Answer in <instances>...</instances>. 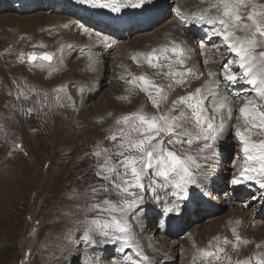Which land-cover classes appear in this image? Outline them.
Returning <instances> with one entry per match:
<instances>
[{
	"label": "rangeland",
	"instance_id": "rangeland-1",
	"mask_svg": "<svg viewBox=\"0 0 264 264\" xmlns=\"http://www.w3.org/2000/svg\"><path fill=\"white\" fill-rule=\"evenodd\" d=\"M185 1L191 5L199 2L198 0H144V3L140 4L139 0H126L122 3L128 6L123 8H128L134 16L131 18L120 16L123 18L120 25L128 22L131 27L121 29L114 25L115 33H108L102 32L99 11L93 7L89 10L88 6L85 11L82 0H0L2 21H0V42L4 38L1 35H6V31L12 32L11 35H17L12 43L4 41V45L9 46H5L1 51L10 53V57L7 59L6 70H8L0 73V105L7 104L8 97L4 100L3 96L5 93L9 97L11 95L6 88L8 80L23 79L36 94L33 99L27 101L28 108L39 109V115L33 121L39 132L34 133V128H28L29 124L14 119L15 107L12 103L10 113L9 111L4 113L0 108L2 141L0 142V264H72L73 261L76 264H90L88 257L94 256L100 257L101 264H129L125 253L119 251L118 245H108L106 250L105 246L95 248L82 246L78 239L81 230L79 220L84 218L83 210L91 203L90 186L105 183L95 176L97 160L90 153L97 148V145L114 151L113 143L106 139L111 134L109 129L115 130L114 121L123 112L136 111L133 98L130 102L126 100V103H122L119 99L127 95L128 85L126 90L122 88L121 93L116 92V85L111 83L99 90L101 80L102 84L106 83L104 80H109L112 71L121 65V59H124L121 55L124 51L130 53H127L128 57L126 56L125 59L127 65L123 66L122 71L127 70L137 74L146 72L152 76L154 69L146 64L142 68L138 67L131 57L136 52L158 48L173 40L181 43L190 56L187 62L204 73L201 79L191 81L192 91L209 79L203 50L200 48L203 43L206 45V51L212 55L213 66L219 73L217 77L219 81H216L219 91L227 92L233 99H235L233 94L236 92L241 95L253 94L246 92V89H251L249 85L232 84L224 79L223 65L233 56L226 48L216 47L221 43V39L209 36L212 27H201L195 22L182 24L180 19L176 18L177 3L179 2L180 5ZM210 2L211 0H207V3L199 2V6L194 10L197 12L209 8ZM69 5L73 9L70 10ZM252 5L257 12H264V0H252ZM252 5L242 9V14L246 15L251 11ZM180 9L178 8L179 12ZM221 11L212 9L211 14L217 15ZM40 13L63 18L71 16L70 18L76 21L64 31L69 36L62 37L56 26L50 24H43L40 27L38 25L35 31L24 29L30 24L29 20L37 18ZM138 14L151 15L148 20L150 23H145L144 20L138 21L136 17ZM84 15L85 19L82 17ZM9 18L18 21L17 28L15 25H8ZM82 29L85 31L83 32ZM86 30L89 34L85 33ZM100 31L103 34L114 35L109 38L115 46H110V56L105 59L106 69L97 74L88 63L87 54L73 53L77 48L76 43L84 42L88 35ZM67 39L71 40L67 41ZM129 44L132 47L124 49V45ZM34 45L36 47H33ZM32 51L55 53L53 65L59 67L60 71L51 72L49 68L41 69L23 63L29 68H39V71L32 75L33 72L27 68L21 69V66L16 65L20 53L26 54ZM1 65L3 64H0V68ZM131 67L134 68L130 69ZM233 69L239 71L235 65ZM35 75H39V78L37 79ZM161 78L156 77L157 82L160 83ZM61 85L66 86V92L71 96L70 100L65 98L64 93H60L61 100L56 101L57 93L54 89ZM81 88L84 89L83 92L80 91ZM87 88L90 90L95 88L93 95L85 94ZM139 94L141 97L135 102L144 103L143 99L148 97L143 92ZM84 96H87L85 103ZM175 98L172 93L169 104ZM37 100L38 105H36ZM127 103L130 104L125 105ZM142 106L147 110L145 105ZM206 106L211 114L210 100L206 101ZM155 111L153 108L150 109V113ZM109 113L112 115L109 116ZM224 140L225 146L219 160L210 165L212 175L206 174L207 183L212 189L209 190L208 195L202 191L203 193H198L194 199L191 195V200H187L185 204L184 201H180L179 213H168L160 205L156 207L154 199L142 205L143 212L140 224L136 226V237L150 257L151 264H165L166 257L168 258L166 262L169 264H193L197 249L208 246L209 241H213L215 236L218 237L220 234V238L227 237L230 241H234L233 228L245 240L251 241L247 245L242 244L241 250L259 241L256 235L264 231V205L256 194L239 195L234 191L232 193L236 188H233L231 181L242 170L243 157L241 145L234 137L232 129L225 133ZM17 144L22 145V149L17 148ZM116 160L117 158L113 157V162ZM236 191L240 190L236 189ZM74 193L76 198H71ZM103 198L105 197H100ZM106 198L120 199L114 193L107 195ZM166 205L169 206L167 203ZM88 215L92 216L95 213ZM223 218L230 219L227 220L226 225L218 224L217 222ZM162 219L165 220L161 226ZM255 227L260 229L253 230L252 228ZM213 229L214 232L211 233ZM196 232L200 236H197ZM146 235L153 238V243L156 242V246L165 251L164 257H158L155 245L148 241L150 238H146ZM160 235L163 236L162 239H159ZM199 239L203 243L198 242ZM170 242L176 243L173 246ZM191 246L196 249H191ZM28 253L30 255H26ZM195 264H201V260H196Z\"/></svg>",
	"mask_w": 264,
	"mask_h": 264
},
{
	"label": "snow or ice",
	"instance_id": "snow-or-ice-1",
	"mask_svg": "<svg viewBox=\"0 0 264 264\" xmlns=\"http://www.w3.org/2000/svg\"><path fill=\"white\" fill-rule=\"evenodd\" d=\"M82 2L108 8L112 12H120L122 7L128 6L120 0ZM139 3L143 4L144 0H139ZM250 5L252 0H211L209 8L188 16L177 10L182 24L195 22L211 26L212 34L219 37L232 54L233 58L223 65L224 79L232 84L242 82L250 85L253 93H234L235 99L241 101L238 106L227 92L219 91L216 87L217 73L211 70L207 73L209 79L202 86L188 91L191 81L201 79L204 73L194 66H188L190 56L183 45L175 40L158 48L136 52L131 57L138 67L146 64L155 72L152 76L146 72L136 74L127 70L121 73L118 79L129 86V95L119 99L130 102L132 95L143 92L156 111L148 113L141 106L136 111L121 114L114 121L115 130L109 129L111 134L106 137L113 143L114 151L97 145L90 153L97 160L94 174L105 183L90 186L91 203L83 210L84 218L79 220L81 230L78 239L82 246H105L107 250L108 245H118L129 264H151L150 257L136 237L145 192L150 191L152 199L159 201V190L174 187L176 202L164 210L179 213L180 201L187 198L190 186L199 187L202 183L198 161L201 158L206 160L215 151L216 142L230 128L241 145L243 157L242 170L231 183L253 180L264 188V50L258 51L264 49V12H257L252 5V10L243 15L242 9ZM212 9L222 11L212 15ZM205 47L203 43L200 45L201 49ZM60 52H63V47ZM55 56L52 52L32 51L20 53L18 59L20 63L58 72L59 67L53 65ZM88 59L92 61L93 57L89 56ZM233 65L239 71L234 70ZM156 77H163L166 83L157 82ZM177 88L183 89L184 94L177 95L169 104V97ZM54 91L57 102L61 100L60 93L71 99L64 85ZM20 95L23 93H18L17 99ZM209 97L211 114L206 106ZM24 98L28 99V96ZM32 111L31 108L27 109L28 114ZM233 120L237 123H231ZM185 144L187 148L177 147ZM193 145H196L195 152L192 151ZM16 147L22 149V145L17 144ZM113 157L117 158L116 162H113ZM113 193L120 199L106 198ZM71 198H76L75 193ZM89 213L95 215L89 216ZM232 232L234 241L227 237H214L215 243L209 241L206 248L197 249L193 264L198 259L203 264H251L250 258L233 260L227 249L221 246L231 245L233 251H238L242 244L251 243L241 237L235 228ZM262 255L256 256V264H264ZM88 259L90 264H101L100 257Z\"/></svg>",
	"mask_w": 264,
	"mask_h": 264
},
{
	"label": "bare ground",
	"instance_id": "bare-ground-1",
	"mask_svg": "<svg viewBox=\"0 0 264 264\" xmlns=\"http://www.w3.org/2000/svg\"><path fill=\"white\" fill-rule=\"evenodd\" d=\"M111 2V0H98V3L99 2ZM200 3H207V0H198ZM120 2H126V0H120ZM199 2L197 4H188L186 1L185 2H181L180 5H179V2L177 3V6L175 7V10H176V18H179V14L177 12L178 8H181L180 12H182L185 16H188L190 15L191 13H194L196 12L194 10L195 7H198L199 5ZM83 6H84V9L85 11H87V6L90 10L91 7L95 8L96 10H98L99 12V16H100V19H99V22H100V26L102 27V32H108V33H115V30L113 29L115 26L111 24V21H114L116 23H122V17L120 18V16H126V17H133L134 16V13L131 12L128 8H121V11L120 12H112L110 9H106V8H101L99 6H94L90 3H83ZM186 4V5H185ZM70 6V5H69ZM70 10L73 9V7H68ZM143 13V12H142ZM37 16V15H36ZM11 17V16H9ZM66 17V16H65ZM71 17V16H70ZM69 17V18H70ZM83 19H85V15L82 16ZM26 18V17H25ZM63 18V17H59L57 15H47L45 13H40L37 18L34 17L32 19L29 20L30 24H26L27 26L24 27L27 28L28 30H31V29H35L36 27H40V25H43V24H50V25H54L56 26V29L59 30L62 34V37H68L69 35H67L66 33H64V31L67 30V27L71 25V23H73V21H76L74 20L73 18ZM1 19V18H0ZM8 19V18H6ZM16 20H18L19 18H15ZM29 19V18H28ZM27 20V19H26ZM1 21V20H0ZM106 21H108L110 24H108ZM2 22V21H1ZM80 23V22H79ZM8 25H15L16 28L18 26V21H14L12 18H9L8 20ZM23 25V24H22ZM65 25H67V27H65ZM7 26V24H6ZM200 26H204V27H211V26H208V25H201ZM4 27V26H3ZM19 27H20V24H19ZM23 27V26H22ZM49 27V26H48ZM7 28V27H6ZM47 28V27H46ZM50 28V27H49ZM167 28V27H166ZM170 28V27H169ZM53 29V28H52ZM101 29V28H100ZM173 29V28H172ZM171 29V30H172ZM9 30V29H8ZM12 30V29H11ZM36 30V29H35ZM34 30V31H35ZM49 30V29H48ZM83 32L85 31V29H82ZM169 30V29H168ZM16 31V30H15ZM33 31V32H34ZM14 32V31H13ZM24 32V31H23ZM30 32V31H29ZM12 33V32H10ZM9 32L6 31V35H1V36H4V38L2 39V42H0V64H3L1 65V68H0V73L2 72H5L7 71L6 70V67H7V59H9L10 57V53H3L1 52L3 48H5V46L7 45H4V41H8L10 43H12L11 41H14L15 40V37L17 35H11ZM68 33V32H67ZM86 34H89V31L86 30L85 32ZM91 33V32H90ZM14 34V33H13ZM16 34V33H15ZM19 34V33H18ZM48 34V33H47ZM176 35V34H175ZM241 35V34H240ZM110 36H114V35H109V34H103L99 32L93 34V35H88L86 41L84 42H81V43H76L77 44V48L75 49L74 53L73 54H80V53H85L87 54V58L89 56H92L93 57V60L90 61L88 63L91 64V66L94 68V73H97V74H100L102 73L106 67H105V59L108 58L110 56V46H115V43L109 38ZM210 37H213L214 35L212 33H210L209 35ZM71 39H67V41H69ZM75 40V39H73ZM76 41V40H75ZM148 41V40H147ZM221 41V40H220ZM64 42V41H63ZM73 42V41H72ZM140 42V41H139ZM144 42V41H143ZM14 43V42H13ZM75 43V42H74ZM149 43H151L149 41ZM123 44V43H122ZM64 45H66V43H64ZM140 45V44H139ZM143 45V44H142ZM9 46V45H8ZM59 46V45H58ZM73 46V45H72ZM219 46H222L223 48H226L225 45L223 44V42L221 41V43L218 45H216V47H219ZM132 45L129 44V45H124V49L125 48H131ZM120 49V48H119ZM121 50V49H120ZM203 50V58L205 60V66L207 67V70H211L213 72H216V68L215 66H213V57L211 54H209L207 51H206V47L202 49ZM58 52V51H57ZM120 52V51H119ZM123 52V51H122ZM126 52V53H124ZM123 54L121 56L124 57V59H121V65H119L118 68H116L115 70L112 71V74L111 76H109V80H104V82L106 83H103L102 84V80H101V83L99 85V90L102 89L103 86H106L107 84L110 85L113 84V85H116V92L118 93H121L122 92V88H124L126 90V86L127 84H125L123 81H121L120 79H118V76L121 74V73H125L124 71H122V68L123 66L127 65L126 64V56H127V53L129 51H124ZM3 53V54H2ZM60 53V52H59ZM121 53V52H120ZM130 53V52H129ZM228 53V52H227ZM226 53V54H227ZM101 55V57H99ZM128 57V56H127ZM14 61V60H13ZM128 61V60H127ZM130 61V60H129ZM9 63V62H8ZM64 63V62H63ZM132 64V63H130ZM188 66H192L191 64H189L187 62ZM14 65V63H13ZM17 66H21V69L23 68H27L29 71L33 72L32 75L36 72L39 71V68H29L27 66H25L23 63H20V62H17L16 63ZM12 66V65H11ZM23 67V68H22ZM128 67V66H126ZM129 68V67H128ZM134 68V67H133ZM132 67L130 69H133ZM142 68V67H141ZM11 69V67H10ZM129 69V70H130ZM137 70V69H136ZM138 71V70H137ZM13 72V71H12ZM23 72V71H22ZM21 72V73H22ZM9 73V72H8ZM217 73V72H216ZM38 74V73H37ZM46 74V72H45ZM137 74V73H136ZM11 75V74H10ZM219 73H217V77H218ZM37 77V79L39 78V75H35ZM17 77V76H16ZM21 78V77H20ZM108 81H112V82H108ZM217 81H219V79L217 78ZM6 82V81H4ZM166 81L163 79V77L161 78L160 80V83H165ZM1 83V81H0ZM26 83V82H25ZM23 79L22 80H19V81H15L14 79H9L8 80V83H7V87L8 88V92L11 94L10 97L6 95V93L3 95L4 96V100H6V98L8 97V99L6 100V103L7 104H2L0 105V108L1 110L6 113L9 111L10 113V110H12V107H11V103L12 105L15 107V113L13 115L14 119H16V121H21L22 123H26V124H29L28 128L33 129L34 133H38L39 132V129L37 127H35V125H33V121L35 119V117L37 115H39V109H32V113L31 114H28L27 112V109L28 108V105H27V101L28 100H31L33 99L36 94L34 93L33 89L28 86L27 84H25ZM242 84V82H239L238 84ZM4 85V84H3ZM112 85V86H113ZM250 86V85H249ZM251 87V86H250ZM112 89V88H111ZM3 91V90H2ZM6 91V90H5ZM114 91V92H115ZM188 91H191V88H188ZM249 91L250 93H252V89H246V92ZM22 92L23 95H20V98L17 99V95L18 93ZM95 92V88L93 90H90L89 88H87L85 94H90V95H93V93ZM173 94L175 96L177 95H182L184 94V90L183 89H180V88H177ZM1 95V93H0ZM27 95L28 96V99H25L24 96ZM125 95V94H124ZM129 93H127V95L125 96H128ZM33 97V98H32ZM87 96H84V100L83 102L85 103L87 101ZM138 97H141L139 92H136L134 95L131 96V98L134 99V104H135V110L139 109L142 105H145L146 109L145 110L146 112L150 113V109L153 108V106L151 105L149 99H143L144 100V103H141V101L139 102H135L136 99ZM122 103H126L127 101L124 100V99H121ZM142 100V101H143ZM210 100V103H211V97L208 98L207 101ZM234 100V104L236 106H238L241 101H238V100ZM9 101V102H8ZM137 103V104H136ZM39 104V101L37 100L36 102V105ZM130 103H127L125 105H128ZM30 105V104H29ZM6 107V108H5ZM138 107V108H136ZM154 109V108H153ZM155 110V109H154ZM131 112V111H130ZM133 112V111H132ZM125 113H128V112H123L122 114H125ZM1 122V121H0ZM31 122V123H30ZM231 122H235L237 123L236 120H233ZM234 123V124H235ZM9 124V123H8ZM7 125V124H6ZM231 129V128H230ZM229 129V130H230ZM225 135V134H224ZM224 135L221 136L219 138V140L216 142V145H215V151L211 154L208 155V158L205 160L203 158H201L198 163L201 165V168H200V174H201V179H202V183L200 184L199 187L197 186H190L189 190H188V194H187V198L184 199V204L185 202H187V200H191V195H193V198H195V196L200 193V192H206V194L208 195V192L209 190H212L210 185L207 183V179H206V174L208 176H211L212 175V172H210V170L212 169L210 165H212V163L216 162L219 160V157H220V153L222 152V150L224 149V146H225V140H224ZM257 139H259V137H257ZM24 140V139H23ZM0 142L1 141V135H0ZM177 147H185L187 148V145H178ZM13 148V147H12ZM71 148V147H70ZM240 149H241V146H240ZM192 151L195 152L196 151V145H193L192 147ZM88 152V150H87ZM87 154V153H86ZM239 175V174H237ZM252 184H253V188L256 189V195L258 197V199H260L263 191L259 190V183H257L256 181H252ZM233 185V188L234 187V184ZM255 185L257 187H255ZM176 191V189L172 186H168L166 187L165 189H162V190H159V196H160V199L159 201L155 200V205L156 207L158 205H160L161 207H167L166 203L169 204V206L173 203L176 202V197L173 195L174 192ZM202 192V193H203ZM262 192V193H261ZM145 196L147 199H145V202L144 203H147V202H150L151 199H152V193L149 191V192H145ZM227 198H229V196H227ZM263 203L264 205V199L261 201V204ZM190 204V203H189ZM249 215V214H248ZM263 215V214H261ZM234 216V215H233ZM239 216V215H238ZM230 219V218H229ZM227 218H223L221 219L219 222H217L218 224H223V225H226L227 224V220H229ZM233 220V219H231ZM247 220V219H246ZM164 222V219L161 220V226ZM240 222V220H239ZM264 223V222H263ZM247 224V223H246ZM248 225V224H247ZM220 227V225H219ZM262 227V226H261ZM223 228H225L223 226ZM264 228V227H263ZM253 230H256V229H260V228H252ZM136 231H137V228H136ZM165 232V231H164ZM199 232V230H198ZM214 232V229L212 230L211 233ZM221 233V232H220ZM224 233V232H223ZM226 233V232H225ZM219 234V233H218ZM196 235L197 236H200V234H198L196 232ZM195 235V236H196ZM162 235H160V238L159 239H162ZM216 237V236H215ZM218 237H221L220 234ZM255 237V236H254ZM146 238H150L148 241L150 243H152L153 245H155L156 247V252L158 253V257H164L165 256V251L160 249L159 247L156 246V242L153 243V238L151 237H148V235H146ZM256 238L259 239V241H257L256 243L258 244H253V245H250L249 247L247 248H244V250H241V246L239 247V250L238 251H233L232 248H231V245H222L223 247H225L228 251V254L232 256L233 260H236V259H240V260H245V259H251V264H256V261H255V258L258 254H264V231L261 233H259L258 235H256ZM159 242V241H158ZM198 242L200 243H203L202 240H198ZM176 242H170V244H172L174 246ZM194 244V243H193ZM201 245V244H200ZM257 245H260V247H257ZM192 247V246H191ZM193 247H195L193 245ZM193 247L191 249H193ZM200 247V246H199ZM207 247V246H206ZM205 247V248H206ZM196 249V248H195ZM193 249V250H195ZM192 250V251H193ZM99 253V252H97ZM192 253V252H191ZM157 257V258H158ZM190 258V257H189ZM262 258H264V255H262ZM167 257L165 258V264H169V262H166L167 261ZM187 261V260H186ZM103 262V260H102ZM201 264H203V262L201 261Z\"/></svg>",
	"mask_w": 264,
	"mask_h": 264
}]
</instances>
